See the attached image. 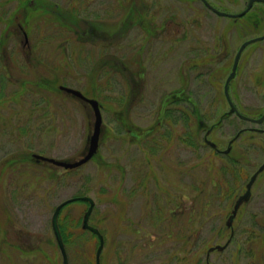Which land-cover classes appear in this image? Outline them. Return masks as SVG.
<instances>
[{"label":"rangeland","instance_id":"374dc122","mask_svg":"<svg viewBox=\"0 0 264 264\" xmlns=\"http://www.w3.org/2000/svg\"><path fill=\"white\" fill-rule=\"evenodd\" d=\"M209 1L228 12L243 5V0ZM171 15L177 21L172 26ZM232 20L202 0H0V264H63L52 216L61 201L83 193L94 198L90 223L105 236L102 264H207L209 247L228 240L226 221L234 203L264 162V134L248 132L238 139L236 146L248 150L242 151L243 175L236 178L208 144L200 142L188 158L176 137L159 151L142 145L148 140L138 142L134 132L157 125L164 96L186 86L179 75H187L191 64L193 81L187 86L205 122L214 123L227 109L224 81L230 67H220L219 46L234 54L244 39L262 31L239 33ZM255 46L259 56L264 41L245 52ZM233 82L241 113L259 116L264 66L242 65ZM61 85L102 105L98 154L74 169L33 155L76 160L88 147L94 110ZM193 107L188 103L186 109ZM243 127L264 129V122L234 114L209 137L224 147ZM229 188L234 192L227 193ZM178 191L188 193V200L176 196L170 203L168 196ZM87 207L74 201L62 215L82 222ZM234 230L225 249L210 253L211 262L264 264V171L240 207ZM84 237L83 254L76 241L65 244L70 264L95 261L98 238L91 231Z\"/></svg>","mask_w":264,"mask_h":264},{"label":"flooded vegetation","instance_id":"af4514ba","mask_svg":"<svg viewBox=\"0 0 264 264\" xmlns=\"http://www.w3.org/2000/svg\"><path fill=\"white\" fill-rule=\"evenodd\" d=\"M249 3H250V0H243V5L238 10H235L233 12L226 11V9H230V8H226V7L220 8V10L223 12L229 13V14H237V13H240L241 11L245 10L248 7ZM259 4H260V6H258ZM218 6H220V5H218ZM229 14H227V15L219 14V15H221L223 17H225V16L231 17L233 19L232 25H234V28H236L237 32L241 33L243 27H246V29H249V30L251 29V27H253L254 29H259L260 31L261 30L262 31L257 32V35H255L253 37H248V38L244 39L240 43V45L238 46V48L234 54H233V51L229 50L228 46H225V45L219 46L220 51L218 52V54H220V55L217 58L219 60L220 67L224 68V70L227 69L228 67H230V70L227 73L225 81H224V95L226 96V99H227V94H226L225 84H226L228 77L230 76V74L232 72L234 62H235V58H236V55H237L241 45L249 39L264 35V30H263L264 29V0H254L252 5L250 6V8L242 15L232 16ZM175 22L177 23V21H175L174 15H171L170 20H169V25L170 26L175 25L176 24ZM171 28H173V27H171ZM171 32L176 33V30L172 29ZM244 34H250V33H244ZM256 41H259L261 43L262 41H264V38L252 41L251 43H254V42L256 43ZM251 43H249V44H251ZM248 45L245 46L242 53L240 54L235 76L230 80L229 88H228L230 98L232 99V101L234 102V104L238 110H239V108H238L237 104L235 103V99L233 97L234 93H232L231 85L234 84L233 81L237 75V72L239 71V68L244 64L246 66V65H249L250 63H256V62L258 64H260V66H262V67L264 66V57L263 58L261 57V56H263L264 51H260L259 56H257L256 51L259 48V46L258 47L255 46V47H252V48H250V50L245 52ZM206 52H208L207 48H206ZM209 54H211V53L209 52ZM185 61H187V60H185ZM205 61H206V58L204 60H202L201 63H205ZM207 62L211 63V60H208V57H207ZM192 66H193V64H191V66H189L187 75L185 74L183 77L181 74L179 75L180 80H183L186 86L185 87L180 86V87H177V88H174L171 90V93L173 94V97H172L173 101H171L173 103V106H172L173 110L168 111V109H165L166 106L164 105L163 100H162V109L159 110L157 125L155 127H152V128L151 127H141V128H139V130L135 129L134 136H136L138 138V140H140L138 142H145V140H148L147 142L142 143V145H144L146 147H158L159 151H162V149L165 148L164 145L169 144V142L173 138L175 140V137H176V139H178L180 141L181 145H183V146H181L182 149H179V151L185 150L186 153L188 154L187 155L188 158H191L193 147L189 142L184 141L183 138L185 137V139H188L189 141L191 139L193 109L190 108V110H187L186 106L188 103H190V104L192 103V94L190 93L188 86H187V85H191L192 81H193V74H192L193 67ZM181 69H183L184 73H186L185 68H183L181 66ZM143 76H144V72H142L140 70L138 77L143 80ZM208 77H209V74H207V78ZM140 79H137V80L140 82ZM181 89H183V91H179ZM234 96H235V94H234ZM174 101H179L181 105L177 106L176 102H174ZM227 102H228L227 109L225 111H223V113H221V115L219 116V119L217 120L220 123V125L224 121V119H226L228 116H231L234 114L238 115L237 110L234 111L233 113H229L232 106L230 104V101H228V99H227ZM197 121L201 125L205 124L203 117L201 118L200 116H198ZM165 123L168 124V127L164 126ZM171 123H173L175 125H171ZM211 127L212 126L210 125L207 128L206 127L203 128V129H205L203 132L204 133L203 134L204 141H206V139L209 138V136L213 133L215 126H213L212 128ZM176 128L179 129L178 132H176ZM130 131H133V129H131ZM248 132H251V133L252 132H259V133L264 134V129L263 128H256V127L239 128L237 130V132L231 138H229L227 140L226 146H224V147H219V146L213 147L212 145L209 144L211 147L214 148L215 151H217V153H219L221 155V160H223L229 166L234 167V169L238 170V174L236 175V178L243 175V173L241 172V166L243 165V163L241 161L245 160L246 155L243 156L242 151L245 153L248 150V148L242 149L241 147L236 146V144H237L238 139H240V138L242 139L245 136V133H248ZM154 133H155V135H154ZM165 140L167 142H165ZM142 148H144V147H142ZM165 150L166 149H164L163 151H165ZM187 162H189V166H190L191 159H185L186 165L188 164ZM186 169H187V167H186ZM186 172L187 171L185 170V173ZM251 176H250V178H251ZM236 181H238V179H236ZM178 192L173 193V195H171V196H168V198H170V199L173 198L170 203L175 204L174 199L176 198V196L182 198V200H188V193H186V192L183 193L181 191H178ZM238 196H240V194ZM190 207H191V202H190ZM149 213H151V211H149ZM205 261L207 264H214L211 262L210 258L209 259L206 258Z\"/></svg>","mask_w":264,"mask_h":264},{"label":"water","instance_id":"95a60500","mask_svg":"<svg viewBox=\"0 0 264 264\" xmlns=\"http://www.w3.org/2000/svg\"><path fill=\"white\" fill-rule=\"evenodd\" d=\"M203 1L209 8H211L212 10L217 12L218 14H221V15L229 14V13L223 12V11L215 8L208 0H203ZM253 1L254 0H250V3L248 5V7L245 10L241 11L240 13L229 14V15L237 16V15L244 14L250 8V6L252 5ZM262 38H264V35L245 41L241 45V47H240V49H239V51H238V53L236 55L232 72H231L230 76L228 77V79L226 81V84H225L226 94H227V97H228V99L230 101V104L232 106V108L229 111V113H233L234 111L237 110V108L234 105L232 99L230 98L229 89L228 88H229L230 80L235 76L236 68H237V64H238V60H239L240 54L242 53V51H243V49L245 48L246 45H248L252 41H255V40H258V39H262ZM60 88L65 90V91H67V92H69V93H71V94H73L74 96H77V97H79V98H81L83 100H86L87 102L90 103V105L94 109L95 120H94L92 133L89 135V138H88L89 139L88 148H87L86 152L79 159H76V160L58 159V158H55V157L45 156V155L38 154V153H34L33 155H34V157L37 160L49 161V162H51L53 164H56L58 166H62V167H65V168H76V167H79V166L83 165L84 163L88 162L98 151L99 139H100V134H101V130H102V123H103L101 106H100L99 101L96 98L87 97L79 89H76V88H73V87H69V86H65V85H61ZM240 116L242 118L249 119V120H254V121L259 122V123L264 121V114L261 117L256 118V119H252V118H250L248 116H245V115H242V114H240ZM209 143H211L213 146H215V143H213L211 141H209ZM263 169H264V163L254 173V175L252 176L251 180L248 182L246 192L243 193L236 200V203L234 205L232 213L230 214V216H229V218L227 220V226L228 227H232V223L234 221V218H235V216H236V214L238 212V209H239L240 205L244 201H247L250 198L252 185H253L257 175L259 174V172H261ZM77 199L88 200L89 203H90L88 209L86 210V212H85V214L83 216V225L82 226H83V228L90 229L91 231L95 232L98 235V237H99V245H98L97 250H96V264H101V254H102V250L104 248L105 239H104V235L101 233V231L97 227H95V226H93V225H91L89 223V218H90V215H91L92 210H93L94 205H95L94 199L91 196H89V195L73 196V197L67 198V199L63 200L62 202H60L56 206V208L54 210V213H53V216H52V225H53V229H54V233H55L56 239L58 241L59 247H60L62 255H63V264H69V259H68V254H67V250H66V247H65V243H64V240L62 238V234H61V231H60V228H59L58 216H59L61 208L65 204H67L68 202L77 200ZM227 244L228 243H226L225 245H216L214 247H210L209 252L212 251L216 247L218 249H223V248H225L227 246Z\"/></svg>","mask_w":264,"mask_h":264},{"label":"trees","instance_id":"16d2710c","mask_svg":"<svg viewBox=\"0 0 264 264\" xmlns=\"http://www.w3.org/2000/svg\"><path fill=\"white\" fill-rule=\"evenodd\" d=\"M232 23H233V20H232ZM245 29H246V27L242 28L243 33H245ZM179 91H183V89H181ZM172 97H173V94L171 93V91H169L168 93H166V95L163 98V103L166 106L165 109H168V111L173 110L172 109L173 103L171 102V101H173ZM174 102H176L177 106L181 105L179 101H174ZM192 103H194L192 117L196 119L197 126H196V129L193 128V120H192L191 139L189 141L188 139H185V137H184L183 140L189 142L192 145V147H194V149H198V147H200V142L204 143V140L200 139L201 136H200L199 130H203V128L206 127L207 124H204V125L199 124V122L197 121V117L200 116L202 118V113L200 112L197 104L193 101H192ZM226 192L231 194L233 192V189L232 188L226 189ZM81 195H85V193H83ZM78 201H81V200H78ZM84 202H86V201H84ZM71 203L72 202H69L68 204L63 206V208L61 209L60 215H59L58 222H59V226H60L61 233H62L65 244L68 245L69 243H72V245H74L75 241H76V245H77L76 248L81 252V254H83L86 251L84 249L79 248L80 240L85 239L84 236L87 234V231H89V230L83 229V227L81 225V219H80L81 217H79L77 219L76 217H73L72 215L69 214V217L65 218L62 215V211L67 206H69ZM34 248L37 249L38 247L34 246ZM81 262L83 264L84 261L79 260L78 263H81ZM69 264H70V261H69ZM86 264H95V261L93 262V260L91 259L90 262H88Z\"/></svg>","mask_w":264,"mask_h":264}]
</instances>
